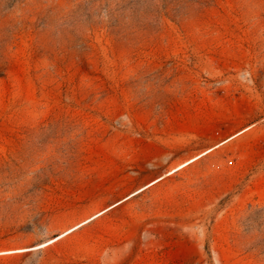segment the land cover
Returning <instances> with one entry per match:
<instances>
[{"label":"rangeland","instance_id":"374dc122","mask_svg":"<svg viewBox=\"0 0 264 264\" xmlns=\"http://www.w3.org/2000/svg\"><path fill=\"white\" fill-rule=\"evenodd\" d=\"M0 264H264V0H0Z\"/></svg>","mask_w":264,"mask_h":264},{"label":"bare ground","instance_id":"6f19581e","mask_svg":"<svg viewBox=\"0 0 264 264\" xmlns=\"http://www.w3.org/2000/svg\"><path fill=\"white\" fill-rule=\"evenodd\" d=\"M189 162H190V161H188V162H186V163H183L182 165H180V167L185 166V165L188 164ZM80 225H81V224L74 226L73 228L69 229L68 231L64 232L63 234L59 235L58 237H56V238L50 240L49 242H52V241L56 240L57 238H60L61 236L65 235V234H67V233H69V232H71L72 230L78 228ZM49 242H48V243H49ZM46 244H47V243H46Z\"/></svg>","mask_w":264,"mask_h":264}]
</instances>
